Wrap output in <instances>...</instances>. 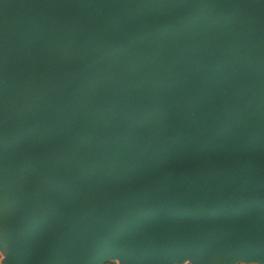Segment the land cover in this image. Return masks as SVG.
Here are the masks:
<instances>
[{
	"label": "water",
	"instance_id": "1",
	"mask_svg": "<svg viewBox=\"0 0 264 264\" xmlns=\"http://www.w3.org/2000/svg\"><path fill=\"white\" fill-rule=\"evenodd\" d=\"M0 251L264 261V0H0Z\"/></svg>",
	"mask_w": 264,
	"mask_h": 264
},
{
	"label": "rangeland",
	"instance_id": "2",
	"mask_svg": "<svg viewBox=\"0 0 264 264\" xmlns=\"http://www.w3.org/2000/svg\"><path fill=\"white\" fill-rule=\"evenodd\" d=\"M0 257H4L0 251ZM103 264H128L127 261L122 257H113L107 259ZM141 264H212V260L208 257H187L184 259L175 260H150L146 259ZM219 264H231L228 259H222ZM236 264H264V261L257 259L252 260H239Z\"/></svg>",
	"mask_w": 264,
	"mask_h": 264
}]
</instances>
